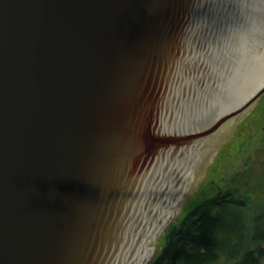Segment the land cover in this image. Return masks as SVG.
Here are the masks:
<instances>
[{
	"label": "water",
	"instance_id": "95a60500",
	"mask_svg": "<svg viewBox=\"0 0 264 264\" xmlns=\"http://www.w3.org/2000/svg\"><path fill=\"white\" fill-rule=\"evenodd\" d=\"M263 34L264 0H0V264H150Z\"/></svg>",
	"mask_w": 264,
	"mask_h": 264
},
{
	"label": "trees",
	"instance_id": "16d2710c",
	"mask_svg": "<svg viewBox=\"0 0 264 264\" xmlns=\"http://www.w3.org/2000/svg\"><path fill=\"white\" fill-rule=\"evenodd\" d=\"M250 202L235 187L203 200L166 232L152 264H258L252 251L235 256L238 245L264 239V218H254ZM258 208L264 211V199ZM237 214L241 218H229Z\"/></svg>",
	"mask_w": 264,
	"mask_h": 264
},
{
	"label": "rangeland",
	"instance_id": "374dc122",
	"mask_svg": "<svg viewBox=\"0 0 264 264\" xmlns=\"http://www.w3.org/2000/svg\"><path fill=\"white\" fill-rule=\"evenodd\" d=\"M207 173L201 191L202 177L195 180L193 202L183 206L175 223H169L160 238V247L166 232L180 223L188 212L228 188H238L251 198L249 207L254 208L253 215L261 212L257 206L264 199V95L247 110L233 140H226L224 151L215 154V166L207 168ZM229 218L241 217L237 214ZM159 254L152 255L150 264ZM235 256H239V251Z\"/></svg>",
	"mask_w": 264,
	"mask_h": 264
},
{
	"label": "bare ground",
	"instance_id": "6f19581e",
	"mask_svg": "<svg viewBox=\"0 0 264 264\" xmlns=\"http://www.w3.org/2000/svg\"><path fill=\"white\" fill-rule=\"evenodd\" d=\"M257 47L260 51L249 55L247 74H241V98L250 87L258 90L264 84V39L255 43V49ZM254 218H264V211H261ZM260 240H247L241 244L239 258H242L245 253L252 251L258 256V264H264V239Z\"/></svg>",
	"mask_w": 264,
	"mask_h": 264
},
{
	"label": "flooded vegetation",
	"instance_id": "af4514ba",
	"mask_svg": "<svg viewBox=\"0 0 264 264\" xmlns=\"http://www.w3.org/2000/svg\"><path fill=\"white\" fill-rule=\"evenodd\" d=\"M246 7H247V5H246ZM245 9H246V8H245ZM245 9H243L242 12H243ZM237 29H238V27H237ZM204 49H205V48H204ZM210 52H211V49H210ZM212 94H213V92H212ZM212 94H211V95H212Z\"/></svg>",
	"mask_w": 264,
	"mask_h": 264
}]
</instances>
